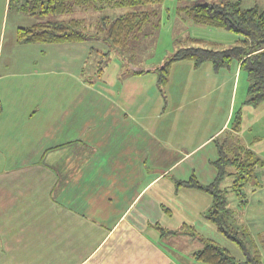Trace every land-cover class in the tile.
<instances>
[{
    "label": "crops",
    "instance_id": "crops-1",
    "mask_svg": "<svg viewBox=\"0 0 264 264\" xmlns=\"http://www.w3.org/2000/svg\"><path fill=\"white\" fill-rule=\"evenodd\" d=\"M36 21L0 0V264H200L201 240L219 244L205 218L212 199L174 180H214L215 140L230 130V112L210 132L183 130L180 120L213 121L228 101L219 100L223 83L171 88L169 76L160 90L155 72L127 73L116 54L94 77L107 47L19 44L17 28ZM236 196L247 206L245 193ZM243 212L240 225L228 208L227 226L258 234L261 222ZM249 238L253 253L236 246L239 261L245 251L261 260Z\"/></svg>",
    "mask_w": 264,
    "mask_h": 264
},
{
    "label": "trees",
    "instance_id": "trees-1",
    "mask_svg": "<svg viewBox=\"0 0 264 264\" xmlns=\"http://www.w3.org/2000/svg\"><path fill=\"white\" fill-rule=\"evenodd\" d=\"M165 0H11V8L37 19L31 27H19L16 40L19 44H63L99 41L108 46L96 63L94 77H99L110 58L116 54L124 58V52L134 47L145 31L158 29V7L152 11L142 10L144 6H160ZM199 1H204L200 3ZM184 3L177 9L178 16L189 20L195 26L211 27L239 35L233 46L227 48L204 47L202 40L187 37L185 41L175 40L174 53L160 65L140 68L125 64L126 72L139 75L155 72L160 90L165 87L169 71L174 63L189 61L197 68L209 62L214 72L230 68L236 61L240 72L248 78L245 104L258 106L264 103V4L243 8L239 0L210 2L208 0H179ZM192 2L194 4L187 5ZM187 5V6H186ZM140 8V9H139ZM118 9H127L124 13ZM88 23L84 16L76 13L104 12ZM84 17V18H81ZM139 35V36H138ZM86 72V71H85ZM87 81L91 83L90 78ZM1 112V107H0ZM239 118L229 131L216 139L218 159L213 163L216 169L214 180L202 184L194 175L185 181L174 180L177 188H191L204 192L212 199L211 208L205 218L211 221L218 232L245 250L244 242L236 230L227 226V199L220 185L225 176H230V190L240 196L245 186L256 179L255 170L262 166L260 158L246 147L239 137ZM229 168L232 169L229 171ZM162 233L168 234L162 230ZM190 233L194 236L193 231ZM202 247L194 253L200 264H262L258 256L245 251V260L235 259L216 242L203 239Z\"/></svg>",
    "mask_w": 264,
    "mask_h": 264
},
{
    "label": "rangeland",
    "instance_id": "rangeland-1",
    "mask_svg": "<svg viewBox=\"0 0 264 264\" xmlns=\"http://www.w3.org/2000/svg\"><path fill=\"white\" fill-rule=\"evenodd\" d=\"M210 2H217L219 0H208ZM223 1H235V0H223ZM243 8H250L253 6H261L264 0H241ZM203 3L204 1H199ZM184 3L179 2V0H165L160 6H144L140 7L142 10L152 11L158 7V18L159 26L158 29L145 31V34H141L137 40L134 47L124 52V56L127 60L129 66H138L140 68H152L154 66L160 65L163 61L168 59L175 51V40L179 39L185 41L187 37H192L200 39L203 42L204 47H216V48H227L233 46L235 41L240 38L239 35L229 33L222 30L213 29L211 27L195 26L189 20L184 19L181 15L178 16L177 9ZM187 5H192L194 3L188 2ZM186 5V6H187ZM139 8V9H140ZM127 9H118V12L124 13ZM107 10L104 12H93L88 11V13H80V16H84L87 22L90 23L95 20V18L105 15ZM77 14V13H76ZM13 15L7 20V30L10 27ZM139 36V35H138ZM99 42V41H98ZM103 49L107 47L105 51H98L97 57L102 53L108 51V46L100 42ZM210 47V48H211ZM88 60V59H87ZM193 64L189 61H184L172 65V70L170 68L169 76L170 82L174 83L171 88L176 87V83H223L222 89L219 92V100L228 99L220 106L219 113H213V121L195 120V119H185V114L188 112L187 108H183L181 115L184 117L180 120V127L183 130H196V131H209L213 128H219V125L225 122L228 113L230 116L227 122V128L231 129L233 124L239 118V137L242 143L250 148L256 155L260 158L262 166L255 170L256 179L249 182L245 188L244 192L247 199V206H240L239 199L233 191L230 190V185L232 178L230 176H225L220 188L225 190V197L227 199L228 208L233 211L235 218L238 219L240 225L243 223V215L246 212L244 210L250 209L247 218L252 219L253 222L258 220L261 222L258 225V234L253 233L251 229L245 231H238L241 239L247 248L253 253V248L250 246L249 235L254 239L256 245L259 246L261 252V262L264 264V103L258 106H251L245 104L247 99V89H248V78L244 72L237 70V62L232 61L230 68L220 70L217 74H213L209 67H212L209 62L204 63L199 69H193ZM171 74V75H170ZM214 75V76H212ZM217 75V76H216ZM210 77H214V82L210 81ZM236 83V88L232 93V85ZM238 83V85H237ZM229 92L228 98L226 97ZM217 96V97H218ZM200 102L194 103L193 105H199ZM183 105V104H182ZM181 105V106H182ZM230 108V111H229ZM168 115L170 111L167 110ZM202 117V116H201ZM226 128V127H225ZM217 130V129H215ZM200 138L197 137L195 142H199ZM186 146V145H185ZM193 146V145H192ZM190 141L188 142V147H192ZM202 153L197 152L191 158L194 159L197 155ZM190 161V160H189ZM183 168H187L186 165ZM215 170V169H214ZM232 169L229 168V171ZM200 174V170H198ZM257 204V205H256ZM262 204V205H260ZM255 206V207H254ZM244 207V208H243ZM254 208L261 210L258 212L254 211ZM243 228V227H242ZM200 232V231H199ZM211 238H216L217 242L220 244H227L229 246V253L238 260H242L241 251L236 247L234 243H231L228 239L222 236L217 230L212 231ZM220 244V245H221ZM110 249L106 248L105 252Z\"/></svg>",
    "mask_w": 264,
    "mask_h": 264
}]
</instances>
